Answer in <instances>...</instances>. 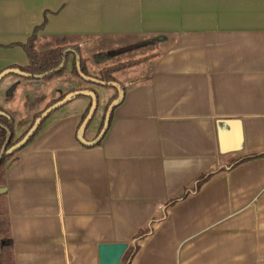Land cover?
<instances>
[{
  "label": "crops",
  "instance_id": "crops-1",
  "mask_svg": "<svg viewBox=\"0 0 264 264\" xmlns=\"http://www.w3.org/2000/svg\"><path fill=\"white\" fill-rule=\"evenodd\" d=\"M36 30L39 52L141 63L115 74L124 98L100 142L78 141L82 99L14 156V264H100L117 243L135 248L126 264H264V0H0V73L28 65ZM20 78L1 90L11 116L35 92ZM61 80H32L45 96L18 114L72 91Z\"/></svg>",
  "mask_w": 264,
  "mask_h": 264
},
{
  "label": "trees",
  "instance_id": "trees-1",
  "mask_svg": "<svg viewBox=\"0 0 264 264\" xmlns=\"http://www.w3.org/2000/svg\"><path fill=\"white\" fill-rule=\"evenodd\" d=\"M37 31L38 30H36L35 33L30 37L27 44L24 45V49H25L26 54L28 56L29 63L26 67L20 68L22 71H24L27 74H30L32 76L29 79L34 80L33 77L36 75H41V74H44L46 72L56 70L62 64V62L64 60L66 61L64 67L62 69H60L59 71H55L53 74H50L44 80H51L55 77H58V76L64 74L66 72V70L68 69V66H70V65H71V69H72L71 70L72 74L77 76V77H80L78 74V71H77V63H76L77 62L76 54L80 55L79 49L77 47H73L71 49L57 48V49H52V50H48V51H44V52H39L35 49ZM79 61H80V66H81L82 72L86 76L92 77V75L90 74V72L87 68V61L85 59H82L81 56H80ZM139 63H141V60L119 63L115 66L102 69L100 71V73L98 74V76H95L94 78L99 79L101 81H105V82H112V81L117 82V80L115 78L116 73L127 70V69H129V68H131V67H133ZM121 86L123 89H125V87L123 85H121ZM115 91H116L115 95H114V97H112V99L109 102V104L107 105L106 109L108 108L110 103L114 99L117 98L118 92L116 89H115ZM70 92H73V90ZM64 97H65V95L61 96L59 99L53 100L47 108H49L50 106H52L56 102L62 100ZM90 106H91V102L89 103V106L86 110V114L83 116V120L87 116ZM0 110L7 114V117L0 115V155H1L2 149L5 145V143L7 142V140L9 139V133L11 134V137H10V140L8 143V149L11 148L12 146L16 145L19 141H21L23 139V137L26 135V133L29 131V129L32 127V125L19 138L15 139V121H14V118L11 115H9L6 111L2 110L1 108H0ZM42 113L43 112H40L33 117V124H34L35 120L38 117H40V115ZM47 118L42 121L38 130L35 132V134L32 136V138L28 141V143L25 146H27L37 136V134L41 130L44 122L47 120ZM104 118H103V120H104ZM103 123H104V121L102 122V125L99 128V131L96 133V136L99 135V133L103 127ZM17 153H18V151L11 154V155H4L2 158V161L0 163V189L6 188V173H7L9 164L13 161V158ZM202 184H203V182H201L199 186H201ZM134 252H135V248L129 247L128 250L123 255L122 259H126V261H128ZM0 264H14L6 193L0 194Z\"/></svg>",
  "mask_w": 264,
  "mask_h": 264
},
{
  "label": "water",
  "instance_id": "water-1",
  "mask_svg": "<svg viewBox=\"0 0 264 264\" xmlns=\"http://www.w3.org/2000/svg\"><path fill=\"white\" fill-rule=\"evenodd\" d=\"M114 53L112 52H108V53H100L97 54L95 56H93V60L96 63H105L106 61H108V59L113 55ZM80 56L78 54H76V60H77V71L79 76L84 79V81L88 82V83H93V84H97V85H101V86H110L113 87L117 90L118 92V96L116 99H114L111 104L109 105L106 115H105V120H104V124H103V128L100 131L99 135L92 141H88L85 138V134L87 131V128L90 124V122L92 121L97 107H98V98L95 92L91 91V90H79V91H73L68 93L67 95H65V97L56 102L55 104H53L52 106H50L49 108H47L41 115L40 117H38L34 124L32 125V127L29 129V131L26 133V135L23 137V139L21 141H19L16 145L12 146L11 148L8 149V143L11 137V134L9 133V139L7 140V142L5 143L1 155H0V163L2 161V158L4 155H11L17 151H20V149H22L27 143L28 141L32 138V136L35 134V132L38 130L39 126L41 125L42 121L44 119H46L51 113H53L55 110H58L60 108H62L64 105L68 104L69 102H71L72 100L76 99L77 97L83 96V97H88L91 100V106L89 108L88 114L85 117V119L83 120V122L81 123L78 132H77V138L78 141L86 146H93L95 144H97L98 142L101 141V139L104 137L106 131L108 130L109 124H110V119L112 116V112L113 110L123 101L124 98V89L122 88V86L118 83V82H105V81H101L99 79H96L94 77H90V76H86L82 70H81V66H80ZM66 61L64 60L62 62V64L53 71L50 72H46L44 74L41 75H36L33 77L34 80H36L38 85H41L42 81L48 77L50 74H53L55 71H59L60 69H62L65 65ZM10 74H14L16 76H19L21 78H31L32 76L30 74H27L26 72L22 71L20 68H9L6 69L4 71H2L0 73V82L2 81V79L4 77H6L7 75ZM18 86V83L12 85V87L9 90V95H11L12 91L15 90ZM0 115L7 117V114L3 111L0 110ZM238 138L236 136V133L234 134L233 137V141H232V145L229 149H226L228 152L229 151H234L236 148V144H237ZM6 190L5 189H0V194L5 193ZM128 244L126 243H117V244H104V245H100L99 246V261L100 264H120L123 255L125 254V252L128 249Z\"/></svg>",
  "mask_w": 264,
  "mask_h": 264
},
{
  "label": "rangeland",
  "instance_id": "rangeland-1",
  "mask_svg": "<svg viewBox=\"0 0 264 264\" xmlns=\"http://www.w3.org/2000/svg\"><path fill=\"white\" fill-rule=\"evenodd\" d=\"M118 53H121V51H117L116 53H114L108 59V61L105 63H96L94 60L90 59L89 66H87V68H88L90 74L92 75V77L98 76V74L100 73V69H103V68H106L109 66L112 67L114 64L117 65L118 62H120V60H122V56L120 57V55H118ZM85 55L88 56V53H85ZM123 58H125V57H123ZM71 70L72 69H71V65H70V66H68V69L66 70V72L64 74L58 76L59 78H62V80H61L62 83L59 86V88H62L64 90L69 89V90H73V91L91 90V91L96 93L97 98H98V107H97L96 113L92 119L93 121L90 123V125L88 127V131H87V132H92V133H90V135H95L99 131V128L101 127L102 122L105 120L104 115H106V112L108 109V108L106 109V107L109 104V102L111 101L112 97H114V95H115V92H116L115 88L110 87V86H101V85H97V84H93V83H88V82L84 81V79H82L81 77H77V76L73 75ZM65 75L67 76L66 81L63 80L65 78ZM13 76L15 77L16 75H14V74L7 75V77L0 84V108L6 112H8L7 111L8 106H7V103L5 102L6 100H5L4 96H2V94H1V90L5 87L7 81L9 79H11V77H13ZM22 84L23 85L26 84L27 86H29L30 90H32V91L35 90V92L33 91V93L36 94V92H38L39 95L42 94L39 97L44 98L45 90L43 88L37 89V90L35 88L31 89L32 85L35 84V82L32 81L31 79L23 78ZM21 85H19V87H17L15 90H13L11 95H9L10 89H7L6 97L9 99H14V97H16V94H18L19 91L21 90L20 89L22 87ZM33 93H30V91L26 89V91H24L22 93V95L26 98V102L22 103V107H19L20 104H18L16 106V108H14L15 113L12 112L14 115V116L13 115L12 116H13L14 121H15V139L19 138L24 132H26L30 128L31 125H33V117L36 114H38V113L27 114V112H24V113L20 112V115L18 114V112L21 109H25V108L31 109V108H34L36 106L35 105L36 100H34V98H32L34 96ZM57 99H59V98H57ZM82 99H84V101L91 102V100L88 97L81 96V97H78V98L72 100L71 102L64 105L62 108H60L61 109L60 112H63L64 110L65 111H71V112H77V109H79L78 105L80 104V101ZM49 104L44 109H42L40 112H44L47 109V107L49 106ZM55 111H57V110H55ZM85 114H86V111L84 112V115ZM103 118H104V120H103ZM146 231L147 230L142 232L140 235L146 233ZM126 262H127L126 259H122L120 264H126Z\"/></svg>",
  "mask_w": 264,
  "mask_h": 264
},
{
  "label": "flooded vegetation",
  "instance_id": "flooded-vegetation-1",
  "mask_svg": "<svg viewBox=\"0 0 264 264\" xmlns=\"http://www.w3.org/2000/svg\"><path fill=\"white\" fill-rule=\"evenodd\" d=\"M68 49H71V48H68ZM79 56H81V54H80ZM81 57H82V56H81ZM82 59H83V58H82ZM76 63H77V62H76ZM70 64H71V63H70ZM69 93H70V92H69ZM80 97H81V96H80ZM77 98H78V97H77ZM87 131H88V128H87ZM87 131H86V132H87Z\"/></svg>",
  "mask_w": 264,
  "mask_h": 264
}]
</instances>
